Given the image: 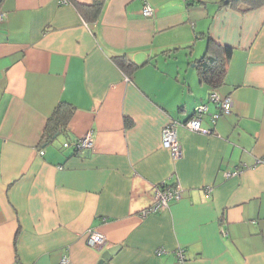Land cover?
Here are the masks:
<instances>
[{"label": "crops", "instance_id": "1", "mask_svg": "<svg viewBox=\"0 0 264 264\" xmlns=\"http://www.w3.org/2000/svg\"><path fill=\"white\" fill-rule=\"evenodd\" d=\"M249 1L0 0V264H99L89 228L120 245L104 264H264V2ZM209 41L233 49L215 123L194 64ZM60 102L67 128L43 142ZM202 103L210 132L182 124ZM176 182L179 198L141 214Z\"/></svg>", "mask_w": 264, "mask_h": 264}, {"label": "built area", "instance_id": "2", "mask_svg": "<svg viewBox=\"0 0 264 264\" xmlns=\"http://www.w3.org/2000/svg\"><path fill=\"white\" fill-rule=\"evenodd\" d=\"M68 1V0H63ZM142 13L146 16H152L155 13V8L148 2L142 8ZM5 13L0 12V21L4 19ZM210 100L215 102L218 107V111L211 114V120L213 123L223 114L230 113L232 110L233 101L229 95H222L218 90H213L210 93ZM208 112V105L205 103L199 104L195 108V113L183 121V125L192 130L202 131V132H210L211 129L205 128L201 124L202 117L205 113ZM180 122L178 120L172 119L167 124L164 125L162 129V144L165 147H168L174 158H178L182 155L183 149L180 144V141L177 137V126ZM65 146H68L70 143L65 142ZM94 144V138L91 133H86L85 135L79 137L75 140L72 145L76 149H81L85 147H91ZM259 161L264 162V157L260 158ZM232 171H226L225 175L230 176ZM210 187H207L209 189ZM181 195V186L179 183H173L172 185H168L163 183V188L157 190L155 194V200L153 204L144 208L141 211L143 216H146L150 212L158 211L162 208H165L169 205V202L172 198H179ZM85 239L86 242L94 247H104L107 248L110 246V243L107 241L106 237L96 230L95 228H89L85 231ZM180 259L183 258L182 250L178 251ZM63 264H68L70 259L68 256L64 255L62 258Z\"/></svg>", "mask_w": 264, "mask_h": 264}, {"label": "trees", "instance_id": "3", "mask_svg": "<svg viewBox=\"0 0 264 264\" xmlns=\"http://www.w3.org/2000/svg\"><path fill=\"white\" fill-rule=\"evenodd\" d=\"M263 2L264 0H250L248 5L254 7ZM232 51L233 49L231 46H221L214 41H209L207 51L194 60L200 80L210 85L213 90L220 87L225 81L227 65L232 56ZM115 58L123 67L131 69L137 67L136 63L126 58L125 55H117ZM73 109L71 105L60 102L48 119L41 141H52L61 131H64L67 128Z\"/></svg>", "mask_w": 264, "mask_h": 264}, {"label": "water", "instance_id": "4", "mask_svg": "<svg viewBox=\"0 0 264 264\" xmlns=\"http://www.w3.org/2000/svg\"><path fill=\"white\" fill-rule=\"evenodd\" d=\"M120 249V245H114L108 247L104 253L102 254V258L99 261V264H104L107 259L111 257V255L115 254Z\"/></svg>", "mask_w": 264, "mask_h": 264}]
</instances>
